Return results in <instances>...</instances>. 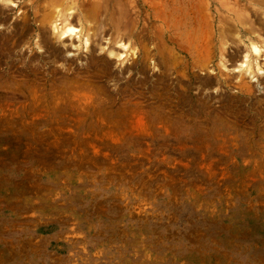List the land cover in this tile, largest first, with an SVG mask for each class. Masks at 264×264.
Masks as SVG:
<instances>
[{"label": "rangeland", "instance_id": "obj_1", "mask_svg": "<svg viewBox=\"0 0 264 264\" xmlns=\"http://www.w3.org/2000/svg\"><path fill=\"white\" fill-rule=\"evenodd\" d=\"M23 1L0 0V264H264V43L251 73L219 50L263 0H120L119 31L64 37Z\"/></svg>", "mask_w": 264, "mask_h": 264}, {"label": "bare ground", "instance_id": "obj_2", "mask_svg": "<svg viewBox=\"0 0 264 264\" xmlns=\"http://www.w3.org/2000/svg\"><path fill=\"white\" fill-rule=\"evenodd\" d=\"M1 1L7 2V1H11V0H1ZM30 1L32 4L33 13H41L39 25L44 26L46 23H52L56 20H60L61 25L60 26L54 25V27H53V29L56 28V31H55L56 37H58V36L64 37V36L71 35V33H74L75 29H76V26L74 24L75 22L76 23L78 22V25H80V30L85 31V30H88L89 28L92 29V28L96 27L97 29H100L101 31H103V29L105 30L104 27H107V25H110L109 20H111V22H113L114 25L116 26L115 29H117L119 31V29L117 28V27H119V25L115 19L116 18L120 19L118 17L119 13H123L122 4L120 3V0H30ZM147 2L148 3L146 4L145 8L147 10V13H150V8H151L150 2L151 1L147 0ZM259 2H261V1H259ZM262 3L264 4V0ZM2 7L3 6H1V8H0V13H4V11H5ZM72 13H77V14L75 16H73V15H71ZM115 14H117L116 18H114ZM227 14L228 15L230 14V15L228 17L225 16V17L220 19V21H221L220 27L221 28H220V33H219L220 36L219 37H220V41H221V47L219 48V50H222V48H223L222 46H223V44L226 43L227 40H230V42L232 43L231 40H233L234 36L238 37V39H236L235 42L237 43L240 41V43H241V41H243L244 42V50H239V49H238L239 51L236 50L237 52L232 53L229 56V59L231 57H232L231 60H233L234 58H236V59L240 58L241 64L239 65V67H241V65H244L245 68L242 67V71L244 70L245 72L251 73L252 72L251 68L254 65L256 66V69H259L257 67V58H258V55H260V54L262 55L261 46H262V43H264L263 42L264 41V10L262 13H249V14L227 13ZM2 21H3V19H2ZM208 21H206V22L208 23ZM254 23H258V25L262 29L261 35L259 33H255L256 29H254L253 25H252ZM53 29H52V32H53ZM117 30H114V32L118 33ZM91 31H93V29ZM172 31H173V29H172ZM215 32H216V30H215ZM93 34H94V32H92V35ZM41 35H43V37L41 36L42 40L44 42L43 45L46 47L47 50L50 51L51 57L55 60H58V58L60 57V52L57 50V48L52 47L49 44V41H50L48 39V38H50V36H48L49 34H46V32L43 30ZM54 37H55V35H54ZM200 37H202V36H200ZM173 38L174 37L171 34L170 40L172 42H173ZM204 38H202V40ZM193 39L195 41H198L199 35L195 34L193 36ZM211 42H213V41H211ZM200 44H201V41H200ZM209 44H210V39L206 38L205 45L207 48H203V49H205L206 52H208V50L210 51L212 49ZM198 45H199V42H198ZM201 45H203L205 47L204 44H201ZM196 47H197V45L194 46V48H196ZM215 47H217V46H215ZM111 53H113V52H111ZM221 53H222V51H221Z\"/></svg>", "mask_w": 264, "mask_h": 264}]
</instances>
